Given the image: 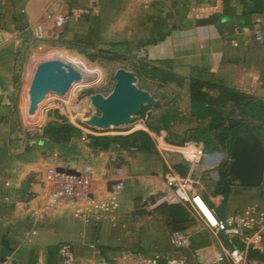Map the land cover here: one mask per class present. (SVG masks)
<instances>
[{"label": "crops", "instance_id": "0c3cea01", "mask_svg": "<svg viewBox=\"0 0 264 264\" xmlns=\"http://www.w3.org/2000/svg\"><path fill=\"white\" fill-rule=\"evenodd\" d=\"M58 17L65 19L62 25ZM31 40L40 48L137 40L145 60L170 59L182 76L221 81L264 103V0H0V258L12 256L18 264H60L58 249L64 241L100 240L95 232L109 221L103 202L117 204L118 219L163 206L174 229L192 233L188 255L196 259L199 251L202 259L212 258L219 250V236L191 206L189 222H174L166 200L171 192L166 173L194 178L193 192L223 220L260 205L262 189L227 181V194L208 191L204 180L225 162L224 153L206 150L201 163L194 165L182 152L186 143L172 141L165 128L146 125L143 131L151 144L142 150L125 142L105 148L81 137L56 141L44 127L21 123L17 110L24 99L19 87L25 72L19 74L20 54ZM175 114L189 118L190 110ZM259 124L264 132V122ZM60 167L75 176L88 175L89 192L46 209L55 188L50 170ZM119 183L123 188L116 194ZM34 210L44 216L35 218ZM77 210L90 221L78 217ZM163 251L180 252L172 243ZM257 255L252 252V258Z\"/></svg>", "mask_w": 264, "mask_h": 264}, {"label": "rangeland", "instance_id": "374dc122", "mask_svg": "<svg viewBox=\"0 0 264 264\" xmlns=\"http://www.w3.org/2000/svg\"><path fill=\"white\" fill-rule=\"evenodd\" d=\"M40 47L38 42L33 43L31 40L27 50L20 54L22 66L19 74L22 75L25 72V79L22 84L20 83L19 90L24 93V99L17 113L21 118V123H25L30 128L41 129L44 127L45 129L50 123L54 122L65 126V130H61L59 133L52 131L51 135L53 138L60 136V139L71 141L80 137L90 140L94 137H110L113 140L109 144L105 142L103 147H109L116 142L141 145V139L125 141L121 138L128 136V132L132 129L136 132L145 130L146 125H149V127L151 125L163 126V123H160V119L168 111L179 114L187 112L188 114V110H190L189 79L200 77L206 81V78L202 75L182 76L174 69L177 77L185 78L184 82L182 84L175 81L164 82L159 74L155 75L152 72V67L157 66V63L142 58L141 45L137 40H134L128 48L126 46L111 47L108 43L96 41L82 45L65 46L55 44L48 45L45 48ZM54 58L70 63L78 70L80 79L63 93L50 92L37 108L31 112L32 99L29 89L36 68L41 61ZM144 61L147 64L150 63V67L144 66ZM120 68L134 71L138 77V85L151 92L160 101V104L156 107L145 106L131 125L93 129L82 121L84 116L97 113L91 104L90 95L96 92L104 95L110 94L115 85L116 71ZM163 69L169 72L167 67ZM203 89L213 94L212 89L208 87ZM195 126V123H189L183 118H177L174 119L170 128L172 137L168 130H165H167L170 139L180 142L192 134L190 130ZM67 129H76L77 132H71V130L68 131ZM260 135L264 138V132L260 131ZM188 141L186 140L184 143ZM182 152L188 151L187 149H182ZM219 152L224 153V161L229 164L231 160L227 152ZM222 165L218 169L212 170V173L205 178L204 185L208 191L222 192L224 188ZM261 189L263 196L264 185L261 186ZM189 206L206 219L196 204L193 206L190 204ZM141 208L142 206L140 205L137 207V209ZM106 213L109 214L108 224L95 232L100 235V240L96 242L90 241L86 244H76L68 241L75 248L76 254L83 258L81 259L82 262L106 258L119 260L122 264H133L130 260V254L133 252H144L147 254L166 253L163 250L171 244L170 235L175 227L171 218L165 215L163 206L159 205L150 210L145 209L143 213H138L135 210L130 214H125L121 219L117 218L116 209ZM65 242L67 241L63 243Z\"/></svg>", "mask_w": 264, "mask_h": 264}, {"label": "built area", "instance_id": "2783aa9c", "mask_svg": "<svg viewBox=\"0 0 264 264\" xmlns=\"http://www.w3.org/2000/svg\"><path fill=\"white\" fill-rule=\"evenodd\" d=\"M64 22V18H57L58 25H62ZM257 37L262 39L260 34ZM184 149L188 151L184 152V155L194 165H199L206 155L205 146L197 141L186 142ZM50 178L54 182L55 188L45 204L46 209L56 207L65 201L84 197L89 192L90 178L86 174L75 176L59 172L58 168H52ZM166 182L171 189L170 194L166 196L167 201L170 203L181 202L186 206L196 204V197L200 195L193 192L191 177L177 175L169 170L166 173ZM122 188L121 183L117 184L115 193L119 194ZM35 197H31V200ZM116 205L114 202H103L101 208L105 212H112L117 209ZM211 211L217 219L216 224L207 221L219 236V250L212 258L202 259L199 251H195L196 259L189 256L187 252L192 247V233L187 229H173L170 239L173 247L180 251L178 254L133 252L130 254V260L133 264H264V258H261V256L264 257V195L260 205L250 206L243 213L226 220L218 218L212 209ZM32 215L39 218L44 216V212L34 210ZM76 215L86 222L90 221L89 216H86L81 210H77ZM58 251L60 264H122L119 260L106 258L82 262L78 259L73 245L68 242L60 244ZM252 252L258 253L255 259L252 258ZM0 264L18 263L12 256H6L0 258Z\"/></svg>", "mask_w": 264, "mask_h": 264}, {"label": "water", "instance_id": "95a60500", "mask_svg": "<svg viewBox=\"0 0 264 264\" xmlns=\"http://www.w3.org/2000/svg\"><path fill=\"white\" fill-rule=\"evenodd\" d=\"M80 74L70 63L59 58L41 61L34 73L29 89L31 112L50 92H65L73 83L79 81ZM115 85L110 94L96 92L90 95L92 106L97 113L86 115L82 121L98 129L128 126L135 121L145 106H159L160 101L146 89L138 85L134 71L120 68L115 74ZM236 121L233 126L238 124ZM232 162L228 170L229 184L247 188H259L264 183V144L251 129L241 127L232 144ZM59 172L74 174L63 167ZM110 184H114L113 182ZM169 213L176 223H186L192 218L190 209L181 202L169 204Z\"/></svg>", "mask_w": 264, "mask_h": 264}, {"label": "trees", "instance_id": "16d2710c", "mask_svg": "<svg viewBox=\"0 0 264 264\" xmlns=\"http://www.w3.org/2000/svg\"><path fill=\"white\" fill-rule=\"evenodd\" d=\"M108 45L111 47L126 46L128 48L130 42L108 43ZM154 62L157 63V66H154V68L152 67V72H154L155 75L159 74L164 82L175 81L180 84L184 82V77H177L174 73L175 67L172 60L165 59ZM144 63V66L150 67V63L147 64L145 61ZM164 67H167L169 72H166V70L163 69ZM189 82L190 117H182L172 111H168L161 116L160 123L162 122L163 126L151 125V127L158 130L165 128L172 137L170 128L174 119L183 118L189 122L195 123L196 126L190 130L192 134L184 138V140H181L179 143H184L186 140L202 141L207 151H226L229 157H231L234 137L240 127L250 128L259 137L261 136L260 131L262 126L259 123L264 122V103L261 100L251 99L245 94L224 85L221 81L210 82L204 81L200 77H192L189 79ZM204 87L212 89L213 94L204 90ZM238 119L240 122L233 126L232 124ZM64 128L65 126L56 122L50 123L45 128V133L50 135L53 132L59 133V131L65 130ZM67 130L77 132L76 129ZM54 139L59 141L60 136L54 137ZM121 139H133L134 141L141 139V145H137V143H133L132 145H136L137 148L142 150L149 149L151 144L149 135L144 131H137ZM93 140L103 145L105 142H108L109 144L113 138L94 137ZM106 147L107 146H105V148ZM228 170L229 164L224 162L221 171L224 183L222 191H224L225 194L228 193ZM261 258L264 257L261 256Z\"/></svg>", "mask_w": 264, "mask_h": 264}, {"label": "bare ground", "instance_id": "6f19581e", "mask_svg": "<svg viewBox=\"0 0 264 264\" xmlns=\"http://www.w3.org/2000/svg\"><path fill=\"white\" fill-rule=\"evenodd\" d=\"M195 202L198 208L202 211V213L206 217V219L212 222L213 224H216L217 219L213 214V212L211 211V209L209 208V206L206 204V202L200 196L196 197Z\"/></svg>", "mask_w": 264, "mask_h": 264}]
</instances>
